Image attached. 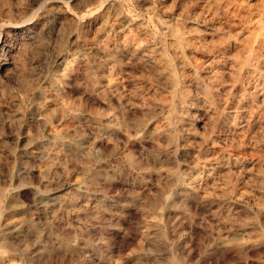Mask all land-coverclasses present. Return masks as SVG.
I'll use <instances>...</instances> for the list:
<instances>
[{"label":"rangeland","instance_id":"1","mask_svg":"<svg viewBox=\"0 0 264 264\" xmlns=\"http://www.w3.org/2000/svg\"><path fill=\"white\" fill-rule=\"evenodd\" d=\"M0 27V264H264V0H0Z\"/></svg>","mask_w":264,"mask_h":264},{"label":"bare ground","instance_id":"2","mask_svg":"<svg viewBox=\"0 0 264 264\" xmlns=\"http://www.w3.org/2000/svg\"><path fill=\"white\" fill-rule=\"evenodd\" d=\"M0 28H1V27H0ZM0 31H1V29H0ZM2 32H3V31H2ZM9 32H10V31H9ZM1 37H3V36L0 35V38H1ZM0 40H1V39H0ZM6 40H7V39H6ZM1 45H2V44H1ZM10 46H11V45H10ZM1 47H2V46H1ZM2 49H3V48H2ZM9 57H10V56H9ZM6 69H7V68H6ZM220 71H221V70H220ZM3 76H4V75H3ZM0 79H2V78H0ZM0 216H1V215H0Z\"/></svg>","mask_w":264,"mask_h":264}]
</instances>
